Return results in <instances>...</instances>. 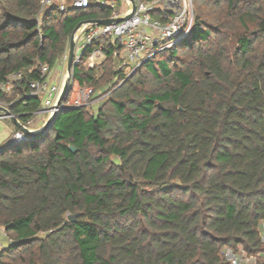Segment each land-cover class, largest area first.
Wrapping results in <instances>:
<instances>
[{"label": "trees", "instance_id": "obj_1", "mask_svg": "<svg viewBox=\"0 0 264 264\" xmlns=\"http://www.w3.org/2000/svg\"><path fill=\"white\" fill-rule=\"evenodd\" d=\"M193 4L189 35L129 78L112 44L100 70L86 49L76 82L123 80L96 113L61 112L41 138L0 148L13 241L0 264H231L226 250L264 264V0ZM110 18L94 0L43 14L41 0H0V83L24 73L0 103L31 121L29 68L54 67L80 23Z\"/></svg>", "mask_w": 264, "mask_h": 264}, {"label": "built area", "instance_id": "obj_2", "mask_svg": "<svg viewBox=\"0 0 264 264\" xmlns=\"http://www.w3.org/2000/svg\"><path fill=\"white\" fill-rule=\"evenodd\" d=\"M94 1L97 6L110 9L111 19L125 18L129 15L130 18L122 22L81 28V31H78L75 36L74 63L76 66L80 64L86 49L95 46V50L85 61V66L90 69L96 68L105 62L104 49L108 44H112L114 46L115 70L127 74V78L152 60L158 53L172 48L178 40L186 38L194 23L192 0H135L136 9L134 12L132 3L125 1L123 13L117 8L118 0ZM90 4L91 0H41V13L43 14L55 5L62 12H66L70 7L86 9ZM64 62H68V50L58 59L54 67L48 64L35 63L29 68V72L36 78L29 85L30 96H37L41 99V110L36 115L44 113L50 118L55 113L59 114L68 109L77 108H86L92 111L95 103L100 100L96 99L97 96L93 87L80 85L73 79L72 73L68 92L59 104L64 86L60 87V84L53 81V74L56 69L61 68ZM23 79L24 73L22 71L16 72L8 76L3 83H0V90L9 93ZM0 105L7 108L1 103ZM13 117L19 122L17 116L13 115ZM2 120H7V118L1 113L0 121ZM22 125L30 129L32 121ZM27 140L28 137L17 130L3 146L8 148ZM261 236L264 241V222L261 228ZM11 244H13L12 239L8 237L3 228H0V252ZM225 255L231 264L256 262V257H247L244 254L237 255L231 250H226Z\"/></svg>", "mask_w": 264, "mask_h": 264}, {"label": "water", "instance_id": "obj_3", "mask_svg": "<svg viewBox=\"0 0 264 264\" xmlns=\"http://www.w3.org/2000/svg\"><path fill=\"white\" fill-rule=\"evenodd\" d=\"M124 1H129L132 3L133 12H134L136 9V1L135 0H124ZM128 18H130V15L125 17V18H119V19H115V20L111 19V18L106 19V20H97V19L96 20H87V21L80 23L76 27L73 35L70 38V42H69L68 62H67L68 80L63 87L62 94H61V97L59 99V104L63 101V99L65 98V96L68 92L69 85L71 83L72 73L76 67V65L74 63V56H75V36H76L77 32L80 31L81 28H83L85 26L107 25V24H110L112 22H122L124 20H127ZM159 107H161V106L159 105ZM72 110H74V109H68L66 112L72 111ZM0 113L4 114L6 116V118L13 123V125L17 128V130H20L22 133H24L28 137V139L31 141L41 138L53 126V123L55 122V120L58 116V114H56V113L53 114L39 131H32V130L24 127L21 123H19L16 120V118L13 117V115L10 113L8 108L0 105ZM71 151L75 152V149L71 148ZM78 216H79V214L69 215L68 220L70 222H75V220Z\"/></svg>", "mask_w": 264, "mask_h": 264}, {"label": "rangeland", "instance_id": "obj_4", "mask_svg": "<svg viewBox=\"0 0 264 264\" xmlns=\"http://www.w3.org/2000/svg\"><path fill=\"white\" fill-rule=\"evenodd\" d=\"M70 1V0H69ZM118 6L117 8L122 10L121 12L123 13L125 10V5L126 2L124 0H118L117 1ZM193 3V0H192ZM193 17L195 18V6L193 4ZM81 31V30H80ZM79 31V32H80ZM67 50L69 51V43L67 46ZM101 69V66H98V70ZM101 73V72H100ZM127 76V74H125ZM53 78L55 80L56 83L60 84V87H63L65 85V83L68 80V75H67V63H63V65L61 66V68L59 69V71H57V73L53 74ZM115 84L111 83L108 84V86L106 87H101V89H95V93L97 98L96 99H100L98 102L95 103L94 108L92 109V111H90L92 114L96 113L99 109H101L106 103L107 101L110 99L111 94L120 86L123 84V80L122 82L118 79L114 81ZM92 87V86H91ZM0 125L6 126L8 125L10 128H12V123L9 120H2L0 121Z\"/></svg>", "mask_w": 264, "mask_h": 264}, {"label": "crops", "instance_id": "obj_5", "mask_svg": "<svg viewBox=\"0 0 264 264\" xmlns=\"http://www.w3.org/2000/svg\"><path fill=\"white\" fill-rule=\"evenodd\" d=\"M57 71H59V69H56L55 74L57 73ZM53 81L54 78H53ZM49 117L48 115L42 113L39 115H36L31 121H32V126H31V130L32 131H38L40 130L45 123L48 121ZM8 120V119H7ZM5 121V120H4ZM10 121V120H9ZM11 122V121H10ZM1 123V122H0ZM12 123V122H11ZM12 128H10L8 125L3 126L0 125V148L4 145L5 142H7L10 137L17 131V128L13 125L12 123Z\"/></svg>", "mask_w": 264, "mask_h": 264}]
</instances>
